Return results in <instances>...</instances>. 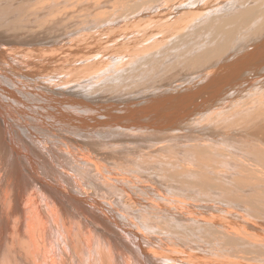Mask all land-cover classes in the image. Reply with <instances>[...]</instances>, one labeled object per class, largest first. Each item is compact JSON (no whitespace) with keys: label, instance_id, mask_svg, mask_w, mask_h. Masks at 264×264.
Listing matches in <instances>:
<instances>
[{"label":"bare ground","instance_id":"6f19581e","mask_svg":"<svg viewBox=\"0 0 264 264\" xmlns=\"http://www.w3.org/2000/svg\"><path fill=\"white\" fill-rule=\"evenodd\" d=\"M109 1L0 0V264H264V0Z\"/></svg>","mask_w":264,"mask_h":264},{"label":"rangeland","instance_id":"374dc122","mask_svg":"<svg viewBox=\"0 0 264 264\" xmlns=\"http://www.w3.org/2000/svg\"><path fill=\"white\" fill-rule=\"evenodd\" d=\"M69 4L66 6L65 4H64V8H63V10H62V16L63 17H65L66 16V18L65 19H68V18H70L69 19V21H70V23L71 24H73L74 25V23H72V21H74L75 20V23L78 25L77 26V31L79 32V31H81V29L82 28H84L86 25H87V22L85 21V19L83 18V16L84 15H87V13H89V14H91V15H96V13L98 14V13H103L101 10H103V3H102V0H96V1H94V0H88V1H85V0H72V2H74V4H75V6H74V4H70V3H72V2H70L71 0H66ZM99 1L101 2V6H99L98 4H99ZM119 0H112V1H109V3H107V4H110V5H114L116 2H118ZM93 2H94V4L95 3H98V4H95V6H94V4H93ZM91 3V4H90ZM87 4H89V5H92V6H94L93 8L92 7H89V6H87ZM84 6V7H83ZM23 10H25L26 8H25V6H20ZM85 7H87V8H85ZM88 7L90 8L89 10H88ZM101 9H100V8ZM79 9V10H78ZM106 9H108V8H105L103 11H105ZM114 8H111V10H113ZM65 10H66V12H65ZM67 10H68V12H67ZM110 9L109 10H106L107 12L108 11H111ZM14 11V10H13ZM13 11L11 12V13H13ZM64 11V12H63ZM80 11V12H79ZM88 11V12H87ZM92 11V12H91ZM94 11V12H93ZM52 13H50L49 12V15L47 16V18H46V21L47 22H50V20L53 18L52 16L54 15V13H53V11H51ZM71 12V13H70ZM74 12H75V15H74ZM106 12V13H107ZM64 13H66V14H68L69 16H67L66 14H64ZM77 13V14H76ZM78 13H80V14H78ZM105 15V14H104ZM72 16H74V18L72 17ZM71 17L73 18V19H71ZM19 18H21V16H19ZM18 18V19H19ZM79 19V20H78ZM81 21V22H80ZM79 24H81V25H79ZM73 25H71V26H73ZM66 26V25H65ZM48 27L50 28L49 30L51 31V30H53L54 31V29L52 28V25H48ZM72 30V29H71ZM55 32V31H54ZM63 32V31H62ZM66 32V31H65ZM67 33H68V35H67ZM69 34H70V32H66V34H65V36L66 37H69ZM196 55L195 54H192V55H187L186 56V54H182V55H180V56H178L177 57V59L179 60V61H176V64H175V66H182V64L184 65V63L185 64H188V65H190V66H197V65H199L198 64V62L194 59V57H195ZM189 57V58H188ZM180 58H181V60H180ZM185 58V59H184ZM184 59V60H183ZM183 60V61H182ZM186 60V61H185ZM196 61V62H195ZM182 64H181V63ZM167 63V62H166ZM166 63H163V64H152L151 65V71L150 72H148V73H146V74H144L143 76H141L140 77V79H142V82L140 83L141 84V86L143 85V90L144 91H146V90H151V91H159V87H165L166 85H167V82L169 81V78H173L171 75H169V77H165L166 75L163 73V72H161L162 70H164L165 68H166ZM178 63V64H177ZM148 69V68H147ZM158 69H160V70H158ZM155 74H154V73ZM164 76V77H163ZM189 76V75H188ZM187 76V77H188ZM178 78V79H177ZM186 77H184V76H177V77H175V78H173V81H181V80H183V79H185ZM165 79V80H164ZM174 79H176V80H174ZM164 80V81H163ZM166 80H167V82H166ZM96 82L97 83H100V81L98 82L97 80H96ZM153 82H157L156 84H154ZM162 82V83H161ZM163 82L164 83H166V84H163ZM112 83H115V81H113ZM160 85H159V84ZM152 84H154L153 85V87L154 88H150V86L152 87ZM163 85V86H162ZM102 87H104V89L106 90V88L108 87L107 85H101ZM113 87H108L111 91H112V96H111V99H114V98H117V97H119V96H121V95H125V94H127V93H131V97H133L134 96V87H128V86H119V85H116V84H114V85H112ZM157 86V87H156ZM158 88V89H157ZM153 89H155V90H153ZM82 95H81V97H83V98H86L87 99V97L88 96H90L89 94H88V96L87 95H85V94H83V93H81ZM114 97V98H113ZM92 98V97H91ZM193 100L195 99V98H192ZM103 100H106V99H103ZM90 101H93V102H95L94 101V99H92V100H90ZM102 102V101H101ZM228 129H224V130H222V131H227ZM229 139V138H228ZM227 139V140H228ZM232 140H233V142L235 143L234 144V148H236V146H238V140H236L235 139V137H233L232 138ZM237 143V144H236Z\"/></svg>","mask_w":264,"mask_h":264}]
</instances>
